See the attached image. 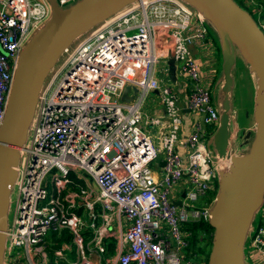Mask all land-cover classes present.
I'll return each mask as SVG.
<instances>
[{"label": "built area", "instance_id": "2783aa9c", "mask_svg": "<svg viewBox=\"0 0 264 264\" xmlns=\"http://www.w3.org/2000/svg\"><path fill=\"white\" fill-rule=\"evenodd\" d=\"M56 1L65 8L78 0ZM253 11L260 15L255 7ZM50 14L47 0H0V124L20 52ZM258 25L264 30L261 17ZM210 27L204 15L183 0H137L63 51L43 82L20 149L12 187L16 206L2 264H58L70 246H75L76 257L68 264H90L88 251L102 254L110 235L97 225L96 203L128 222L117 237V257L108 264H194L185 254L188 234L183 226L209 218L212 201L200 208L194 201L230 164V158L214 156L205 144L203 125L216 128L219 111L190 50L191 44L209 45ZM170 49L179 75L187 79L186 109L200 119L185 135L181 97L155 76L166 74L167 68L158 64L170 59ZM127 85L138 88L130 102L121 99ZM152 90L160 92L169 119L159 171L152 164L160 149L148 126L162 119H146L142 110ZM243 140L244 134L232 131L231 153L245 152ZM84 210L90 217L87 224ZM256 219L247 240L260 257L253 264H264V203ZM49 229L56 235L68 233L71 244L55 249L51 259L50 247L42 240ZM87 229L93 231V248L86 247Z\"/></svg>", "mask_w": 264, "mask_h": 264}, {"label": "water", "instance_id": "95a60500", "mask_svg": "<svg viewBox=\"0 0 264 264\" xmlns=\"http://www.w3.org/2000/svg\"><path fill=\"white\" fill-rule=\"evenodd\" d=\"M49 19L24 45L14 68L5 113L0 124V264L6 245L10 195L38 95L45 78L72 42L137 0H78L59 7L47 0ZM199 10L216 30L222 53L219 122L212 147L230 164L218 176L208 222L213 228L207 264H246L245 243L255 212L264 203V31L235 0H183ZM255 74L254 127L244 135L245 152L231 153L232 67L237 55ZM168 67L175 65L170 49ZM138 88L127 85L121 99L132 101ZM187 111V110H186ZM184 196V194H182Z\"/></svg>", "mask_w": 264, "mask_h": 264}, {"label": "crops", "instance_id": "0c3cea01", "mask_svg": "<svg viewBox=\"0 0 264 264\" xmlns=\"http://www.w3.org/2000/svg\"><path fill=\"white\" fill-rule=\"evenodd\" d=\"M207 41L209 43L208 46L199 47L198 44H196L195 46L191 44L190 50L197 60L198 67L201 71L202 77L205 80H207L208 83H212L211 85L216 86V89H218V87L220 89V86L222 84V53L220 48V40L218 34L215 32V29H213V26H211L209 29ZM239 62L241 68L248 69V66L243 61V59H240ZM236 65L233 69L234 85L232 87V93H231V99H232L231 103L233 105L231 109V113L232 111H235L236 113L234 116L231 117V130L233 132L237 131L238 134L239 131H241V135H242V134H246L248 131H251L254 127V118H253L254 100L252 104V109L247 110V113L245 114L241 102L239 101L241 95L240 89L244 84L242 79L243 75L241 73V69L236 67ZM164 67L167 68L166 74L156 73L155 76L156 78H160L165 84L172 85L178 92L179 96L181 97L182 104L184 105L185 108L183 112L181 135H185L189 133L192 123L196 120L200 121V119L198 115L186 109L189 88H188L187 79L183 75H179L178 73V65L175 63L174 66L168 67V65L164 63ZM249 73L251 74V76H248L246 78V81L248 84L253 83L254 89H256V77L252 75L250 71ZM254 95H255V91H253V96ZM159 97H160V92L158 90L149 91L145 95L142 104V110L144 113V117L146 119H149L151 116H159L160 119H162L161 124L158 125L151 124L148 126V129L151 131V138L153 142L156 143V145L160 149L159 156L152 164L153 168L156 171L161 170V164L163 163V148H162L161 140H162V136L165 134L167 130V127L169 126V119L165 116L163 105ZM216 128L212 125H203V129H202V131L204 132L203 138L205 140V144L208 145L207 142L211 140V146L209 147L213 151L214 149L212 147V137ZM177 147L180 152L183 151L180 144H178ZM214 154L215 156H217L215 151ZM88 183L92 186L94 185L91 180H89ZM216 186H217L216 183H214V186H211L210 188L212 191L211 193L216 192ZM95 211L99 213L97 218L95 219L97 225L103 227L106 233L110 232V235L105 239V244H104L105 251L102 254H99L94 250L90 252L88 251V253H90L88 260L90 264H108L109 261L111 262L113 261V259H116L117 257V249H118L117 237L125 229L128 222L123 216L119 215L118 212L112 211L111 209L110 210L104 209L99 203L95 204ZM83 220L86 222V224L90 221L89 214L85 210L83 211ZM257 222H259V219L255 220V223ZM90 229L86 230L85 243H86V247L93 248V242H92L93 231ZM183 229L185 232H187L189 237L190 231L186 229L185 224L183 226ZM42 240L43 242L46 241V243L48 244L54 242V245L56 244L57 246L71 245L68 233L64 232L62 235H56L55 232L51 229H49L45 233ZM210 248H211V243H209L205 249L207 252H209ZM65 252H66L65 258H60L58 264H68L69 261L75 259L76 257L75 246H70V248H67ZM244 253H245V261L247 259L246 263L248 262V264H253L254 261L257 262L260 261L259 255H257V253L249 249V244L247 239L245 243ZM51 258H53V256ZM205 258H206V254H205ZM189 260H193L194 262H196L194 264H207L203 254L199 257V260H194L191 258Z\"/></svg>", "mask_w": 264, "mask_h": 264}, {"label": "rangeland", "instance_id": "374dc122", "mask_svg": "<svg viewBox=\"0 0 264 264\" xmlns=\"http://www.w3.org/2000/svg\"><path fill=\"white\" fill-rule=\"evenodd\" d=\"M242 8L246 9L251 15L252 17L254 18V20L256 22H260V15L256 12L253 11V8L256 7V4H248L246 1L244 0H235ZM208 25L212 26V24L208 21ZM214 29V28H213ZM216 32V30H215ZM217 33V32H216ZM85 33H83L82 35H80L78 38H76L72 44L70 46H73L75 45L79 39L84 35ZM63 58V54L60 55L59 59L57 62H59L61 59ZM240 59H243L239 54L237 55L236 57V60H235V63L232 67V71H231V74H232V87L234 85V79H233V69L236 65V67L240 68L241 69V73L243 75V86L241 87L240 89V92H241V95H240V99L239 101L241 102V105H242V108L244 110V113L246 114L247 113V110H251L252 109V104H253V100H254V96H253V91H255L254 89V84L251 83V84H248L247 81H246V78L248 76H251V74L249 73L248 69L247 68H241L240 67ZM167 59H162L159 63V65L161 66V68L164 67V63H166ZM244 61V59H243ZM245 62V61H244ZM246 63V62H245ZM55 66V65H54ZM53 69V68H52ZM252 73V72H251ZM252 75L255 76L254 73H252ZM212 83H209L208 84V87H209V91H210V96H211V100H212V103L213 105L216 107V109L219 111V87L218 89H216V86L214 85H211ZM232 87H231V93H232ZM231 93H230V98H231ZM231 102H232V99H231ZM233 106V105H232ZM241 135V131H239V136ZM208 143V146H211V140L207 142ZM241 147H243L246 151V149L248 148V144H244V142H241L240 143ZM213 152V155L215 156L214 154V151L212 150ZM216 184H217V187H218V180H216ZM216 191H217V188H216ZM211 189H208L204 195H201L196 201H194V205L195 207L197 208H200L201 206L205 205L208 201H207V197L209 195H211ZM215 195V194H214ZM213 203V201H212ZM15 206H16V193H15V190L11 192V195H10V206H9V212H8V221H11L12 218H13V215H14V209H15ZM259 208L257 209V211L255 212V215H254V218H253V221L252 223L255 222V216L258 212ZM45 239V237H44ZM43 244H46L48 245L50 248L47 249V253H48V256H49V259H51V257L53 256V251L55 249H58L60 248L62 245H54V242L53 243H46V241L43 242ZM247 261V259H246ZM193 263H196L192 260ZM248 264V262L246 263Z\"/></svg>", "mask_w": 264, "mask_h": 264}, {"label": "trees", "instance_id": "16d2710c", "mask_svg": "<svg viewBox=\"0 0 264 264\" xmlns=\"http://www.w3.org/2000/svg\"><path fill=\"white\" fill-rule=\"evenodd\" d=\"M260 13L261 21L264 25V0H257L256 7ZM216 193V192H215ZM211 193L207 197V201L210 202L214 198V194ZM186 229L190 231L188 237V243L185 247V254L187 258L199 260V257L203 254L204 259L208 262L209 252L206 251V246L211 243L213 228L210 226L208 219L200 218L199 220H191L185 223ZM201 254V255H200ZM206 254V258H205Z\"/></svg>", "mask_w": 264, "mask_h": 264}, {"label": "clouds", "instance_id": "9594fccd", "mask_svg": "<svg viewBox=\"0 0 264 264\" xmlns=\"http://www.w3.org/2000/svg\"><path fill=\"white\" fill-rule=\"evenodd\" d=\"M260 27V26H259ZM261 28V27H260ZM262 29V28H261ZM263 30V29H262ZM264 31V30H263ZM218 126V125H217ZM245 135V134H244ZM215 197V196H214ZM214 200V198L212 199V201ZM209 219V218H208Z\"/></svg>", "mask_w": 264, "mask_h": 264}]
</instances>
